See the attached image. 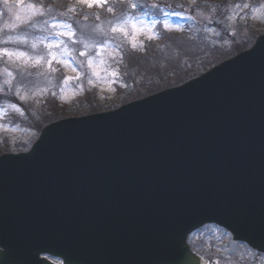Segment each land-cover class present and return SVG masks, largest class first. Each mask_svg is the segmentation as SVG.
Returning a JSON list of instances; mask_svg holds the SVG:
<instances>
[{"label":"water","instance_id":"obj_1","mask_svg":"<svg viewBox=\"0 0 264 264\" xmlns=\"http://www.w3.org/2000/svg\"><path fill=\"white\" fill-rule=\"evenodd\" d=\"M254 41L180 86L51 124L27 153L0 157V264H207L186 241L209 224L264 254L263 189L249 178L264 173V36Z\"/></svg>","mask_w":264,"mask_h":264},{"label":"rangeland","instance_id":"obj_2","mask_svg":"<svg viewBox=\"0 0 264 264\" xmlns=\"http://www.w3.org/2000/svg\"><path fill=\"white\" fill-rule=\"evenodd\" d=\"M74 1L78 5H86L78 2V0ZM1 3L0 50H7L11 53H24L25 55L24 57H18L16 55L7 57L0 55V95L7 98L15 97L19 99L27 106L29 113L26 112V107L20 108L19 106H15V108H13L11 100H6L7 98L1 101L0 135L4 139L0 138V142L2 145L7 146V148L12 149L14 147H21L20 149L27 150L29 148L28 146L36 139V132L28 127L20 126V123L25 120L29 122L31 117L35 120H39L43 118L44 115L42 114L40 117L37 116L43 111V109H40V106L31 110L33 106V101L31 99L36 96H41L42 92L40 91L41 88L35 83L38 79L34 78V76L29 73L25 74L23 69H25L24 67L28 60L30 64L31 60H33L34 65L40 61V45L34 38L30 37L34 34V32L31 31L33 29L32 24L38 21V19H42L44 15H42V9L37 5L40 11L36 15H32V10L28 9V4L23 1H21L19 6L14 2L6 4L1 1ZM204 13L206 12H203V10L199 12L196 11L193 21L197 23L202 30L201 33H203V36L201 37L204 39L205 44L218 43L221 40L225 41V34L227 33L235 38H239V36L247 37L249 31H253V33L257 35L264 34V3L252 5L248 15L243 10L233 12L231 21L228 23L226 22L227 20L221 23V20H214L210 14ZM17 15L20 16L19 20L16 19ZM122 22V19L114 22L101 21L98 27L81 29L79 31L77 37L72 41V43L78 47L76 51L79 56L76 58L73 56V61L67 65L72 69L71 71L75 69V71H73L74 74L78 72L79 75L82 76L79 61H85L83 64L90 68L87 73L88 79L85 84L79 87H75L68 82L65 84L66 87L59 88L61 100L68 101L78 95H84L83 88L87 85V87L92 86L94 91L97 89V92L95 91L96 98L99 99L102 108H111L112 110L123 104L119 103L123 101L124 95L130 92L131 87L118 83V77L115 76L114 72H109L111 77L108 78V80L105 79V75L110 70L107 69V66L113 58H115V54L107 47L116 44L119 38L112 37L110 42H106L105 40L103 45H97L96 48H91V46L97 42V37H101L103 31L109 33V31H112L113 27L120 25ZM212 24H215L216 27H211ZM162 25L164 28H166L165 25H167L166 29L178 30L182 29L183 22L182 20H164ZM150 27L151 25H146V23L142 25L132 23L130 27L124 28V32L127 33L128 31H132L135 32L137 36L140 33H147ZM85 34L88 35L87 38H84L83 35ZM51 36L50 34L49 37ZM256 36L249 37V46ZM28 37L30 41H27ZM29 44L32 47H30ZM85 44L88 46L85 47ZM33 45H35V47H33ZM180 45V43H176L173 46H169L171 53H166V57L161 58L155 67L159 70H163L171 66V68L174 69L173 65L174 63H178V61H176L177 59L171 60L170 55H175ZM191 52L193 51L189 53ZM81 53H84V55H81ZM55 58L59 59L61 56ZM49 61H51L50 64ZM49 61L47 75H41L44 76V81L37 82L40 86L42 82L45 83L50 81L48 76L52 74L50 71L54 68L52 57L49 58ZM90 61L92 62L91 67L89 66ZM143 70L149 74L153 71V67ZM71 71L69 69L70 73ZM8 73H11V75H8ZM162 80L163 79H160L159 82L161 83L160 85H165L163 87L164 89L167 88L168 84H172L179 79H164L163 82H161ZM117 84L120 85V89L117 88ZM143 91L144 90H141V93H144ZM17 109H19V111H17ZM88 111L87 107L84 109H68L66 114L70 117L84 116ZM52 115L46 113L45 119L47 117H51L48 120L53 119ZM12 116L19 118H14ZM5 138H8V140ZM202 240H204L205 243H203ZM189 244L205 258L211 260V263L214 262L213 264H264V257L250 252L242 245L232 243L230 237L225 232L215 227H209L194 233L189 239Z\"/></svg>","mask_w":264,"mask_h":264},{"label":"trees","instance_id":"obj_3","mask_svg":"<svg viewBox=\"0 0 264 264\" xmlns=\"http://www.w3.org/2000/svg\"><path fill=\"white\" fill-rule=\"evenodd\" d=\"M238 1L239 0H195V2H193V0H160L153 3L150 0H111L108 5H105L104 7H97L103 10L104 13H99V10H97V8L87 10L86 8L81 9L73 5L68 6L67 0H58V4H56L54 0H43L39 2L45 7V9L49 6H53L52 9L58 10V12L72 15V17L74 18V21L71 23L72 25H74L75 23H77L78 25H85L95 20V13H98L99 17L101 18H105L107 16L113 15L114 12L118 9H126L128 11L127 15L136 18V16H138L139 14L144 13V15H148V12H160L162 14H165L166 8H168V10H170L171 12L174 11L177 13L187 9L190 12H193V10H195L196 8H200L202 4L212 5L214 3H218L221 6L217 7V9L215 10H217L216 15L220 16L227 12V5L235 4ZM133 4H135L136 7L133 8L131 6ZM153 5H155V7H153ZM204 7L205 5H203V8ZM69 8L74 9V11H69ZM109 9H111V11H109ZM150 17L154 18L152 14L150 15ZM74 29L77 28L74 27ZM181 40L184 39L179 36H169L166 39L165 47H167L169 45V42L171 41L173 43L172 45L176 44L177 42L183 45L179 46V50L181 52H183L184 49H189L190 45L188 43L182 42ZM143 47L146 48L145 51H143L142 49H138V52L134 53L131 57V60L135 63L133 68L137 73L136 76H141V71H144L143 69L153 67V75L151 79H163V77L167 79H188L194 76L199 69H205L212 63H216L217 61L231 56L244 48L241 47V45L234 44L231 46L230 50H216L215 48H213L212 50H210V55L208 57H205L206 60H203V54H198L197 58H189L188 53L182 54L183 56H180L177 59L178 63H174V69H171L170 71H168V73H166V71L161 72L158 68L155 67L156 65L153 66L159 58L157 49L152 46V44L147 46V43ZM148 47H150V49H148ZM158 49L160 48L158 47ZM136 88H138V86H136ZM92 105L96 106V104ZM92 110L95 109L93 108ZM51 112L53 116H55L54 113L56 112L54 110H51ZM55 117L61 118L59 116ZM48 119L49 118L45 119L43 117L39 120H35L31 117L29 122L32 125V128L38 131L42 127V124H46L50 121Z\"/></svg>","mask_w":264,"mask_h":264},{"label":"snow or ice","instance_id":"obj_4","mask_svg":"<svg viewBox=\"0 0 264 264\" xmlns=\"http://www.w3.org/2000/svg\"><path fill=\"white\" fill-rule=\"evenodd\" d=\"M10 0H5V3H9ZM17 2V6L20 5L21 3V0H16ZM78 2L80 3H83V4H86L89 8L93 7V5H96V6H99V7H104L107 3V0H78ZM193 2H195V0H193ZM261 3H264V0H261ZM133 8L136 7L135 4L131 5ZM239 6V5H238ZM249 5L248 3H244L243 4V7L244 8H247ZM153 7H155V5H153ZM27 8L28 9H31L32 10V15H36L37 13H39L40 9L34 4V3H28L27 5ZM69 11H74V9L72 8H69L68 9ZM109 11H111V9H109ZM16 19L19 20L20 19V16L17 15L16 16ZM125 25H126V22H125ZM125 25H118V26H115L113 27L112 31L113 32H116V31H124V27ZM54 28L57 26L56 24H53L52 25ZM61 28H70L69 25H60ZM165 27L167 28V25H165ZM68 35L69 38H71V36L74 35V33H71L70 31L68 33H65L63 31H60V32H57L56 35L59 37V36H64V35ZM127 35V33H125ZM88 45L85 44V47H87ZM33 47H35V45H33ZM46 47H49L50 49L52 47H60V41L57 40L54 44H49V45H46ZM133 47L135 48V44H133ZM51 54V53H50ZM0 55H4V56H7V57H12L13 55H16L18 57H24V53H11V52H8L7 50H0ZM81 55H84V53H81ZM55 57L53 56V59ZM51 63V61H49V64ZM89 66L91 67L92 66V62L90 61L89 62ZM73 71H75V69H73ZM8 75H11V73H8ZM78 79V77H76ZM70 78H65L64 80V83L67 84L68 83V80ZM13 108H15V105H12ZM17 111H19V109H17Z\"/></svg>","mask_w":264,"mask_h":264},{"label":"bare ground","instance_id":"obj_5","mask_svg":"<svg viewBox=\"0 0 264 264\" xmlns=\"http://www.w3.org/2000/svg\"><path fill=\"white\" fill-rule=\"evenodd\" d=\"M127 10L126 9H118L117 11L114 12L113 15H111L108 18V22H114L118 21L119 19L123 18L125 15H127ZM63 108H60L56 113H54L55 116L63 117V119L70 120V119H75V117H70L67 115L64 111ZM100 158V156L97 157V159Z\"/></svg>","mask_w":264,"mask_h":264}]
</instances>
